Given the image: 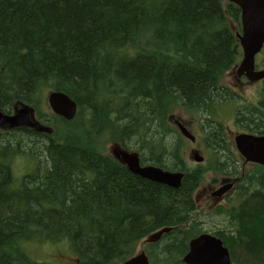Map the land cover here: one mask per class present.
Instances as JSON below:
<instances>
[{
  "label": "trees",
  "instance_id": "16d2710c",
  "mask_svg": "<svg viewBox=\"0 0 264 264\" xmlns=\"http://www.w3.org/2000/svg\"><path fill=\"white\" fill-rule=\"evenodd\" d=\"M239 19L221 0H0V111L32 108L50 127L0 131V264H38L28 245L63 241L76 264H121L161 227L171 230L153 245L149 264H182L189 242L206 234L195 223L181 230L195 215L196 179L177 190L151 183L104 155L101 143L158 166L172 145L163 139L172 108L206 113L232 100L220 81L240 58L231 29ZM50 92L76 102L74 120L43 113ZM246 108L237 122L264 134V99ZM20 145L36 148L29 154L37 159L18 180L11 163L25 157ZM175 150L171 160L179 159ZM241 185L238 203L217 211L227 231L207 234L231 264H264V171Z\"/></svg>",
  "mask_w": 264,
  "mask_h": 264
},
{
  "label": "flooded vegetation",
  "instance_id": "af4514ba",
  "mask_svg": "<svg viewBox=\"0 0 264 264\" xmlns=\"http://www.w3.org/2000/svg\"><path fill=\"white\" fill-rule=\"evenodd\" d=\"M235 77V83L234 85L229 88L233 94H236V89H243V79H246L244 76H236L234 72L230 73V76ZM226 87V86H225ZM241 102V105H245L247 103V100L241 97L237 98ZM260 100V99H259ZM257 100L255 103H251L252 106L258 107ZM244 106V107H245ZM181 110H185L186 117L184 119H179L175 117L174 115H169L167 118V121L169 122V131L171 134L165 135L166 141L168 142V149L170 146V149L168 151V154L166 157L161 158L159 160L160 164L158 166H155L156 168L162 169L164 171L167 170V167H170L169 172H174L176 174L182 175V181L186 177H193L196 179L197 189L200 188V181L203 178V176L210 175L209 182H208V189H209V198L206 200L207 203L213 202L214 203V209L215 208H223L225 210L230 209L231 207L235 206L236 203H238V195L240 190H242L243 186L241 185V182L245 178V176L249 175V173L255 171L256 168H260L261 166L252 164L247 162L243 156L238 152L236 145H235V137L238 134H234L232 139L228 138L227 129L220 128V134H221V140L223 144H219L217 139L216 142L214 141H208V135H204L205 128L202 125V114L191 110L186 109L183 107H180ZM213 114L216 112H227L231 111L234 118V126L237 130L238 127L235 125V110L236 105L232 100H222L220 101L216 106L212 108ZM216 123V120H215ZM178 124L182 126L183 129H185L190 135L191 140L187 138L184 134L180 132L178 129ZM241 128L244 129L246 132H241L239 130V134H251L256 136H262L263 134H260L258 132L248 131L246 130L242 125ZM174 142H177L179 146H174ZM122 145V144H121ZM123 146V145H122ZM125 147V146H124ZM175 148L176 155L179 159H175L173 157V160L170 159L172 148ZM128 152H135L127 147H125ZM112 153L114 155H117V152L119 148L116 146L111 147ZM187 150H189L190 155H188L189 159L191 160L193 165H189L186 161V153ZM139 157V163L141 166L146 165H152L154 166L156 164L155 159L150 157L147 161L148 163H142L140 160V157L142 156L140 153L136 152ZM197 156L202 159V162L198 163L194 161V157ZM144 157V155L142 156ZM193 157V159H192ZM145 158V157H144ZM216 161L217 164H221L225 161V165L223 168H219L215 166ZM246 168H248V173L246 171ZM264 171V167L261 168ZM154 183V182H151ZM156 184V183H155ZM163 186V185H161ZM168 189H172V187L164 186ZM181 187V185L179 186ZM197 189L195 192L191 193V204H192V210L195 213V216L192 218H189L187 221H184L181 224V230L189 228L192 224H196V228H202L201 221H196L195 217H199L204 214L203 211L198 210L197 208V200H195V194L197 193ZM175 190V189H173ZM177 190V189H176ZM235 193V195H234ZM235 196L233 199L232 197ZM213 209V210H214ZM212 210V211H213ZM168 228V227H161L160 229ZM159 229V230H160ZM164 236V235H163ZM159 238V240L156 243H146L144 244V251L143 253L148 257L149 255L153 254V245L157 244L161 241L162 237Z\"/></svg>",
  "mask_w": 264,
  "mask_h": 264
},
{
  "label": "water",
  "instance_id": "95a60500",
  "mask_svg": "<svg viewBox=\"0 0 264 264\" xmlns=\"http://www.w3.org/2000/svg\"><path fill=\"white\" fill-rule=\"evenodd\" d=\"M223 1L231 2L241 9V35H237V39L242 49V60L238 67V74H245L250 81L264 79V71L254 72V57L264 43V0ZM48 105L56 116L66 121H71L76 115V104L63 94H50ZM31 116L27 109H20L11 116L0 112V129H34L36 124ZM179 128L186 135L185 130L181 126ZM235 144L247 161L264 166V137L239 135L235 138ZM119 157L130 173L142 179L172 188H178L180 185V174H171L155 168H140L136 157L123 152H119ZM195 160L201 161L197 157ZM168 231L169 229H166L150 236L147 242H156L163 233ZM182 262L184 264H230V258L221 247L220 241L210 236H201L189 243L188 253ZM123 264H148V262L144 254H139Z\"/></svg>",
  "mask_w": 264,
  "mask_h": 264
},
{
  "label": "rangeland",
  "instance_id": "374dc122",
  "mask_svg": "<svg viewBox=\"0 0 264 264\" xmlns=\"http://www.w3.org/2000/svg\"><path fill=\"white\" fill-rule=\"evenodd\" d=\"M261 57H259L258 59H256V64L259 66ZM235 69L234 68V73H235ZM229 72L221 81V83L224 86L227 87H232L235 83V77L232 75L230 76ZM243 84H244V88L243 89H236V93L238 94H233L232 95V101L235 103L236 105V109L235 112L237 113L239 110H245L247 109V105H241V102L239 99H237L239 97V95H242L245 99L250 100L252 98H254L255 93L259 92L263 87H264V83L262 82H257L256 84H251L249 82H247L245 79H243ZM47 96V95H46ZM46 96L44 95L43 99H42V105H41V110L44 111V113L47 111V102H46ZM245 106V107H244ZM47 107V108H46ZM214 107V106H212ZM19 108L21 107H16L15 109H13L11 114H14ZM168 115H174L175 117L179 118V119H184L186 117V112L185 110H181L180 107H176L173 108ZM215 119L221 123L223 125V127H225V129H227V133H228V138L232 139L234 134H237L239 131L235 128L234 124H233V118H232V113L231 111H227V112H218L216 113V115L213 114V110H211L210 112H204L202 113V125L205 128L204 135H208V141H213V139L211 138V134L215 135L214 132H217L218 135L217 138L220 137V142L221 140V134H220V128L218 127V125L215 123ZM63 125L58 126L59 129L58 130H62L64 127H62ZM216 129V131H215ZM110 136V135H109ZM214 138V137H213ZM157 139V137H156ZM164 142L167 143L168 142L165 140L166 137H163ZM40 145V144H38ZM111 143H108L107 141H104V153L109 155V148H110ZM36 146V145H34ZM21 148H23V150H26L27 147H24V145H20ZM35 150L37 151V149L32 148V151L36 154ZM29 149H27L26 155H24L25 157H23L21 154L17 156V158L11 163V169L13 170V174L14 177H16V179H20L22 176L25 175V173H29L30 170L32 169L34 163L36 162L35 159H37V157L35 156V154L30 155L29 152H32ZM190 155L189 150H187L186 153V161L189 165H193L191 160L189 159L188 155ZM30 159V160H29ZM29 161H31V163H29ZM33 163V164H32ZM218 162L216 161L215 166L218 167L219 164H217ZM219 168H223V166L225 165V161L222 162ZM227 167V166H226ZM248 170V168H246V171ZM248 173V171H247ZM251 174V172L249 173V175ZM209 178L210 175L208 176H203V178L200 181V188L197 189V193L195 194V200H197V208L200 211H203L204 214L199 216V217H195V219H197L196 221H201V225L202 228H199V230H201L202 232H206V233H214L216 231H227V225L224 221V215L218 214L217 211H221V210H225L223 208H215L214 209V203L210 202L207 203L206 200L209 198V189H208V182H209ZM17 180V181H18ZM235 195V193H234ZM240 195V193H239ZM238 195V196H239ZM235 196L232 197V199ZM236 205V204H235ZM214 209V210H213ZM213 210V211H212ZM195 216V215H194ZM193 216V217H194ZM144 248V243L140 242L136 248V254H140L142 252ZM26 253L30 256V258L35 261L38 264H76V257L75 255L69 250L68 245L66 242H59V243H51V242H43V243H38V244H30L28 245L25 249Z\"/></svg>",
  "mask_w": 264,
  "mask_h": 264
},
{
  "label": "bare ground",
  "instance_id": "6f19581e",
  "mask_svg": "<svg viewBox=\"0 0 264 264\" xmlns=\"http://www.w3.org/2000/svg\"><path fill=\"white\" fill-rule=\"evenodd\" d=\"M52 93H59V94H63V93H60V92H50V93H48L47 94V96H46V102H47V104H48V98H49V95L50 94H52ZM63 95H65V94H63ZM66 96V95H65ZM67 98H69L68 96H66ZM70 99V98H69ZM71 100V99H70ZM71 101H73V100H71ZM21 109H24V108H21ZM20 110V109H19ZM18 111V110H17ZM16 111V112H17ZM15 112V113H16ZM14 113V114H15ZM4 114V113H3ZM76 114H77V106H76ZM4 115H7V114H4ZM11 115H13V114H10V115H8V116H11ZM169 229V231L171 230V228H168ZM168 231V232H169ZM201 236H210V237H212V238H214V239H216V240H218V241H220L219 239H217L216 237H214V236H212V235H210V234H203V235H201ZM201 236H199V237H201ZM199 237H197V238H194V239H192L191 241H193V240H195V239H198ZM190 241V242H191ZM189 242V243H190ZM220 245H221V247L227 252V254H228V257L230 258V254H229V252H228V250H227V248L223 245V243L220 241ZM230 264H231V259H230Z\"/></svg>",
  "mask_w": 264,
  "mask_h": 264
}]
</instances>
